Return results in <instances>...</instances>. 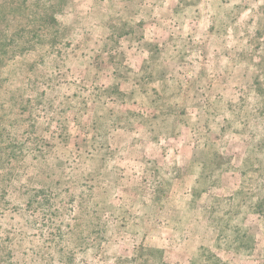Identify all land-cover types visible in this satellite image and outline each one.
<instances>
[{"label": "rangeland", "instance_id": "1", "mask_svg": "<svg viewBox=\"0 0 264 264\" xmlns=\"http://www.w3.org/2000/svg\"><path fill=\"white\" fill-rule=\"evenodd\" d=\"M197 1L201 12L177 18L179 0L20 2L37 21L26 43L11 46L0 74V243L11 264H190L200 247L223 264H264V215L241 211L248 234L241 250L215 248L219 234L209 223L214 199L264 195L259 173L244 167L249 157L263 158L255 147L264 126L253 116L264 99V0ZM205 22L224 36L193 42ZM173 26L189 39L176 51ZM168 44L155 66L149 46ZM114 85L121 101L102 92ZM244 100L248 108L226 110ZM162 107L166 127L162 115L153 119ZM178 151H196L203 163L178 160ZM42 190L54 217L40 212ZM180 202L179 218L169 207L161 213L170 224L146 223L157 206ZM93 203L112 211V229L80 226V207L85 214ZM28 218L38 227H28Z\"/></svg>", "mask_w": 264, "mask_h": 264}, {"label": "trees", "instance_id": "2", "mask_svg": "<svg viewBox=\"0 0 264 264\" xmlns=\"http://www.w3.org/2000/svg\"><path fill=\"white\" fill-rule=\"evenodd\" d=\"M21 1L22 0H19V1L18 0H0V74L2 73V71L5 67V63L10 59L9 55H12L14 53L11 46H15L17 41H19V38L24 40V42L26 43L28 40L29 29H34L35 26L33 24L37 21L36 18L34 20L32 17H30V19L27 17L34 12L27 10L28 8L26 7V5H23L22 3H20ZM220 1H221L220 4L222 6L228 3L227 0H220ZM199 5H200V2H198L197 0H179V3L176 5V7L173 10V14H174L173 16L174 17H176V16L177 17L189 16V13L192 11L194 12V10L197 11V13H198V11L201 12ZM22 15H24L25 17H23ZM18 17H20V18L17 21L16 19ZM53 20H55V19L53 18ZM176 22H178L177 25H179V23H182L179 20H176ZM17 23H21V25H22V26L20 25L22 27V30L20 31L19 34L16 33V30H15ZM41 23H44L45 24L44 26H48V25H46L47 21L42 17H41ZM207 25L209 27H207ZM206 27H207V32L209 34H211L212 36H218V38L224 36V34L222 32L213 31V29L211 28L212 27L211 22L206 23ZM210 29H211V31H210ZM38 32L42 33V34H44V32L47 33V31L45 29L43 31L40 26H39ZM34 34L37 35V33L35 31H34ZM85 34H87V32ZM29 38L31 40H34V38H36V37L33 35L32 37H29ZM172 43H173V45L171 48H173L174 50H175V46L180 44V43L183 46L188 44L185 42V39H183V41H182L181 38L173 39ZM165 46L166 47L164 49L162 48V50L156 49L157 47H154L153 45L149 46V48H148L149 53H152V51L156 50L157 55L155 56V58H156V61H158V63L156 65L154 64L155 66L161 65L162 61L165 60V59L162 60L164 51L170 47L169 44L165 45ZM178 48H179V46H178ZM166 51H168V50H166ZM243 54H245V53H243ZM100 89L101 88H99V87L95 88L96 92L101 91ZM102 92L104 95L106 94L107 98H110V97L112 98L115 96L118 98L119 101H121L123 98V94L119 90L118 85H114V86L110 87L109 90H104ZM260 105L261 106H260L259 110H257L256 111L257 113L255 114V116H253L254 117V123L253 124H255V125L260 124V125L264 126V99L262 100V102H260ZM160 106H161V104H160ZM225 107H226V110H232V109L235 110V108H236V110H238V109L248 108L249 104L246 100H244L237 107H235V106L233 107L232 104H227ZM167 113L168 112L166 110H163V107H162V112H160L153 119H155V120L163 119L162 117H159V116L162 115L164 117L165 114H167ZM245 118H246V121L243 120L244 121L243 124H244V127L247 128V130H249V124L251 123V121L249 119H247V117H245ZM247 120H249V121H247ZM167 121H168V118H165V127H166ZM238 121L241 122V119H239ZM151 122H152V125H154V121L151 120ZM0 124H1V122H0ZM159 124L160 123L158 122L157 126H159ZM175 129H173V130H175ZM164 130L166 131V128ZM247 130L244 129V131H246V132H247ZM93 147L94 146H92V148ZM102 148H104L103 145H102ZM192 153H193V160L191 161V164H193L194 166H196L197 164L201 165L203 163V160H202L203 157H200V153H197L196 151H193ZM255 153L258 156L259 155L263 156V158H260V159L255 158V160L249 161L250 160L249 159L250 157H249V158H247V162L244 164V167H246L247 170L253 169V171H256V173H259L256 181L261 182V184L264 186V130H263L262 141L255 147ZM251 166H254V168H251ZM174 168L176 170H178L177 165H174ZM158 171L160 172L161 169L159 168ZM188 171H189V173H187V175L192 174V172H193V170H190V169ZM188 177H190V176H188ZM201 182L202 181L198 178L195 182L194 188H196V185L198 186ZM100 187L101 186H99V185L91 186V193L89 195V200L93 201L92 198H95L94 192H95L96 188H100ZM93 190H94V192H93ZM205 191L206 190H204L202 192L204 193ZM154 192L157 193L158 190L156 188H154ZM193 192H194V194L198 193L194 190H193ZM31 193L32 192H30V194ZM40 193L44 194V197H43L42 203H41L42 206H41L40 212L42 215H46L50 211V207L47 205L48 204L47 196L49 197V193L46 192L45 190L40 191ZM95 195H96V193H95ZM162 195L165 196V194H162ZM184 197H186V195H182L181 198H179L178 200L183 201L185 199ZM190 206L193 207V206H195V204L190 205ZM167 207H169V205L162 203L161 205H159L155 209H153L154 211H152L149 215L146 214V216H149L146 223L153 221L154 223L157 224L160 221H164L163 218H161V213L163 211H165L167 209ZM81 210L82 209L80 207V226H84L85 222H87L89 227L94 226L95 229L100 230L99 226H102L103 228H107V227L111 228L110 221H109V223H108V221H106L109 217L106 218V216H107L108 212H112V211L105 209V207H99L96 205V203H93L89 207H86L85 208V212H86L85 214H83V212ZM25 211H26V216L28 214H30V209L28 208V204H27V209H25ZM241 211L247 212V214L264 215V195H259L258 197L254 198L251 194H248V193L244 194V193L238 192L237 194H235L233 197H230L229 199H214L212 206H211L212 219H210L209 223L213 227L214 230H217V232L219 234L214 241L215 248H217V249L226 248V249H230V250H241L240 249L241 241L244 238H248L247 229H246L245 224H244L245 218H247V217L241 218L240 217ZM19 212H21L20 208L14 209V213H19ZM168 212L170 213V215L173 214L172 210L171 211L168 210ZM54 213H57V211L55 210ZM54 213L51 212L50 213L51 216L54 217L55 216ZM126 213H128V211H126ZM85 216L95 217V219L90 221V220H87L88 217H85ZM214 216H215L216 221L214 219ZM176 218H179V217H176ZM237 218H240V220H241L240 225L239 224L236 225V223H235V220ZM3 219H4V215L2 214V211H0V222L1 223H2ZM149 219H151V220H149ZM10 220L13 222V218H11ZM170 220H171V217H170ZM170 220L168 222L169 224L171 222ZM38 221L39 220H31L30 218H28L26 220V224L28 225V227L34 229V228L38 227V224H39ZM224 222H226V224ZM88 225H86V226H88ZM40 229H41V227H40ZM143 230H144V228H143ZM149 236H146V237L144 236L143 240L147 241V238ZM18 244H20V243H18ZM91 246H93V245H91ZM90 248H95V246L90 247ZM200 248L201 249L197 250L198 252H196V254H193V256L191 257L190 262H189L190 264H223V261L212 250H210L209 248H205V247H200ZM5 250H6V247H3L2 244L0 243V264H3V262H5V261H6L5 264H11V261L9 260L10 256L6 257L5 255H2V252ZM4 257H5V261H4ZM144 260H145L144 264H164L163 262L158 263V262L150 261L147 258H145ZM71 264H76V262L71 263ZM82 264H86V263L83 261Z\"/></svg>", "mask_w": 264, "mask_h": 264}, {"label": "crops", "instance_id": "3", "mask_svg": "<svg viewBox=\"0 0 264 264\" xmlns=\"http://www.w3.org/2000/svg\"><path fill=\"white\" fill-rule=\"evenodd\" d=\"M142 4H146L147 2H141ZM174 9V8H173ZM203 24V23H202ZM158 25H159V23H158ZM202 26V25H201ZM154 28V25H153V27H151L150 29H153ZM181 30L180 29H178L177 27L175 28V26H173V32H174V35L176 36V39H178V38H183V39H188L186 36H181L182 34H184V33H181L180 32ZM195 33V34H194ZM191 35H194L193 36V42L196 40V41H198V43H200L201 42V40H204V41H208V40H212V35L211 34H209L208 32H207V27H206V22H205V25H204V27H197L196 28V31L194 32V30L192 31V34ZM189 40V39H188ZM192 44V43H191ZM203 72V71H202ZM203 73H206V72H203ZM187 151V153L190 151L191 152V150L190 149H187L186 150ZM192 156L190 157V156H185V154H181L180 153V151H178L177 152V158H178V160H180L179 158H181L183 161H184V159L187 157H189V162H191L192 160H193V153L191 154ZM171 197V196H170ZM170 197L168 198V201H170ZM173 198H174V195H173ZM179 201V200H178ZM176 202V201H175ZM169 208H170V210H175L176 212V214L175 215H171V217L172 216H177V217H180V216H182V215H184L185 214V212H186V209H185V207L183 206V204H182V202H180V206H177V205H174V206H169ZM167 209H168V207H167ZM169 220L170 219H168V221H164L163 223H168L169 222ZM187 228V227H186ZM185 230V229H184Z\"/></svg>", "mask_w": 264, "mask_h": 264}]
</instances>
